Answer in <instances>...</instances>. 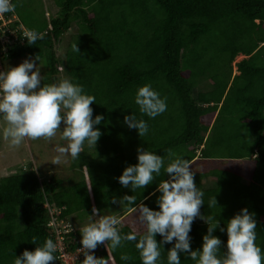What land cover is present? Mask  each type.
<instances>
[{"label": "trees", "instance_id": "obj_1", "mask_svg": "<svg viewBox=\"0 0 264 264\" xmlns=\"http://www.w3.org/2000/svg\"><path fill=\"white\" fill-rule=\"evenodd\" d=\"M18 1L12 0L15 11L8 18L17 20L10 27L35 30L43 38L11 45L6 59L38 56L46 69L44 84L65 72L95 96L94 116L103 114L105 120L96 126L102 133L96 147L85 145L72 160L77 180L66 183L53 175L44 181L33 171L0 179V264H12L15 255L34 251L48 238L57 242L47 206L61 209L59 221L70 223L61 237L74 252L82 245L71 217L90 219L93 207L109 212L116 206L111 199L124 195L141 203L167 176L162 170L145 191L122 187L116 178L137 163L138 147L164 156L166 163L169 149L192 161L195 183L205 193L201 214L224 227L247 208L256 215V244L264 249V0H53L58 15L41 22ZM74 25L78 31L61 59L59 45ZM240 55L245 59L234 74ZM145 84L167 98V111L155 119L141 116L134 103L137 88ZM131 114L148 122L146 136L123 123ZM209 177L210 187L203 182ZM214 196L217 207L209 208ZM155 200L144 203L155 210ZM121 207L120 233L141 235L136 214ZM207 227L199 219L193 223V250L200 248ZM214 235L226 243L219 228ZM170 247L161 249V264ZM95 255L107 264H141L135 242L116 250L98 246ZM121 255L130 259L122 261ZM181 261L195 264L183 256Z\"/></svg>", "mask_w": 264, "mask_h": 264}, {"label": "clouds", "instance_id": "obj_2", "mask_svg": "<svg viewBox=\"0 0 264 264\" xmlns=\"http://www.w3.org/2000/svg\"><path fill=\"white\" fill-rule=\"evenodd\" d=\"M14 11L12 0H0V14ZM22 37L28 45H33L43 35L28 30ZM73 51L79 53L77 45H73ZM37 61L38 56H28L19 66L8 67L7 70L4 67L5 70L0 71V119L6 122L2 138L15 148L26 140H51L59 132L60 139L66 143L54 148L56 155L51 163L60 165L69 157L77 160L85 145L96 147L102 136L96 126L101 125L105 116H94L91 105L96 103V98L86 94L81 84L69 79L42 84V68L40 61L39 65ZM134 103L141 116L148 119H155L167 111V98L161 97L151 84L137 88ZM123 123L129 130H136L139 137L149 132L148 122L138 119L134 114L125 115ZM136 151L137 163L125 167L116 178L122 187L130 189L132 193L138 189L145 191L146 186H151L162 170L167 176L139 204L134 195L111 199V204L119 207L127 205V210L136 214L135 220L142 234L137 236L135 230L121 234L116 227L121 221L116 215L101 216L93 207L89 217L98 219L79 229L82 246L76 251L84 257L80 264H107L103 258L96 257L98 246L116 250L125 241L135 242L141 264H161V249L165 245H171L167 251L166 264H182V256L195 264H264V249L256 244L255 213L243 208L224 227H220V222L215 221L213 216L206 217L200 212L205 193L195 183L197 171L193 170L192 161L171 149L167 151V163L164 156L144 147H138ZM153 196L156 197L155 210L144 203V200ZM208 207H217L215 196L209 200ZM47 208L49 214L52 211L60 216L61 209ZM197 219L208 227L200 248L193 250L190 233ZM218 228L221 233H226V243L214 235ZM157 235L161 238L159 242ZM32 243L35 244V240ZM57 250L58 243L48 238L34 251L26 249L20 256L15 255L12 264H54L55 261L58 264ZM120 259L127 261L130 258L121 255Z\"/></svg>", "mask_w": 264, "mask_h": 264}, {"label": "rangeland", "instance_id": "obj_3", "mask_svg": "<svg viewBox=\"0 0 264 264\" xmlns=\"http://www.w3.org/2000/svg\"><path fill=\"white\" fill-rule=\"evenodd\" d=\"M20 5H23V11L26 10L27 14L32 15L35 20L38 22L49 20L50 18H54L58 15V8L56 7L53 0H19ZM78 28L76 25L72 27V29L62 38V42L59 45L58 56L63 59L67 46L73 37L76 34ZM8 41L7 38H2V43H6ZM8 60L4 61L3 66L8 67H16L24 60ZM245 59V56H238L234 63V74H238L236 70V64L240 63ZM37 65L39 63L37 62ZM41 66V75L43 79L46 75L45 67ZM69 79L65 72L61 71L60 74L55 79L57 80ZM42 80V84H43ZM4 127H6V122L0 119V179L3 177H7L17 173H27L29 171L35 172L40 179L47 180L53 175L58 177L59 179H64L67 181L75 179L77 180V174L72 171L70 168L72 159L69 157L66 161L62 162L60 165L52 164V159L56 155L54 148L57 145H63L66 142L60 139V133H57V136L52 138L51 140H45L44 138H39L37 140H26L19 147H10L7 141H4L2 138V132ZM28 169V170H27ZM202 173H207V171L202 170ZM212 178L209 177L208 182L205 183V186L212 185ZM122 207L115 206L111 211L105 212L103 215H116L118 218L123 214ZM73 222L74 229H77L79 233V229L90 222H94L98 217H93L91 219H82L78 216H73L70 218ZM69 225L70 223L67 222ZM98 249V248H97ZM75 254H79L78 251Z\"/></svg>", "mask_w": 264, "mask_h": 264}, {"label": "built area", "instance_id": "obj_4", "mask_svg": "<svg viewBox=\"0 0 264 264\" xmlns=\"http://www.w3.org/2000/svg\"><path fill=\"white\" fill-rule=\"evenodd\" d=\"M6 14H0V71L5 70L3 66V61L7 57L8 47L13 44H22L25 41L23 38V33L26 31L22 26L15 27L12 29L10 26L14 24L17 20L15 16L9 17ZM19 35L21 36V40H19ZM2 38H7L8 41L4 44L2 43ZM59 213L52 212L50 213V225L56 231L57 235V243H58V264H80V261L84 258L81 253L75 254V252L68 251L65 246L64 237H61V234H65L70 232V226L68 224H63L59 221Z\"/></svg>", "mask_w": 264, "mask_h": 264}, {"label": "crops", "instance_id": "obj_5", "mask_svg": "<svg viewBox=\"0 0 264 264\" xmlns=\"http://www.w3.org/2000/svg\"><path fill=\"white\" fill-rule=\"evenodd\" d=\"M203 182H204V185H205V183L208 182V179L205 178ZM212 184H213V182H212ZM210 186H212V185H210Z\"/></svg>", "mask_w": 264, "mask_h": 264}]
</instances>
